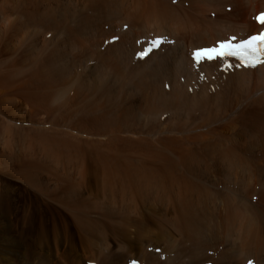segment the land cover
<instances>
[{
    "label": "bare ground",
    "instance_id": "bare-ground-1",
    "mask_svg": "<svg viewBox=\"0 0 264 264\" xmlns=\"http://www.w3.org/2000/svg\"><path fill=\"white\" fill-rule=\"evenodd\" d=\"M123 1L125 2V0ZM123 1L2 0L0 1V7L2 4L11 5L12 3H19V5L21 4L20 8H22L24 2H35L38 3V5H42L43 7V10L40 12H33L32 10L21 11L19 13L20 15H18L19 17H21V19L18 22H15L16 20H13V22L12 20L7 21L6 18L3 19L4 21L0 24L3 25V27H7V29L9 27L11 28L10 35L4 45L5 50L7 49L8 52L13 54V48L15 49V53H17L16 51H19L21 49V51H19L17 54L20 55L19 57L23 61L36 56L38 54L37 52H39L40 50L45 49L46 51H48L47 56L43 59V61H41L40 65L42 66V71L44 72L45 76H48L47 78L50 82V85L53 84L52 90H50L48 93L46 91V94L49 96V98H51L46 99L47 102L48 100H50L51 102H49L51 104H54L55 101L57 103V100H62L63 97H66V99L67 96L69 98L71 97L69 100H67V104L64 108V113H66V115L68 113L70 114L76 112L80 104L82 106L86 105V103L89 102L87 95L89 93L94 94L92 92L95 91L97 93L99 92V97L101 92L106 95V97H108V100H106L107 109L109 112L112 111L113 114L114 106H116L115 99L118 96L117 78L119 76L122 77V74L124 73H118V71L113 73L114 70L112 72V70L109 69V64L111 63L110 60L112 58L119 57L121 59L122 55H124L123 57H126V55H129L131 57L132 55L136 56L138 52L144 51L148 41L154 40L156 37L163 38L166 42L163 43L159 49L153 50L149 55H147L145 58H147L148 60H145L142 63H138L137 67H135L137 69L135 74L138 77L140 76L141 78L143 77L148 79L149 83L147 84V88H149L150 90L152 89L153 91V88L161 86L165 79H169L172 84L175 83L174 81L176 79L175 77L177 73L187 75L191 70L190 67L193 68V66H196L193 60V53L195 50L211 48L215 46L218 41H226L229 40L230 37H236L237 39L233 41V43H237L238 41H241L251 35L258 34L261 31H264V25L256 21V15L260 12H264V0H260V7L258 6L257 10L251 9L250 13L255 20H253V22H249L245 18H242V16H240V9L238 11H234L231 16H228V13H223L225 11L220 12V10H224V7L235 4H238L240 6L238 8L244 10L249 5L246 4L251 0H235L233 2H231V0H208L207 2L204 0H190L194 6L195 15L188 14L181 6L180 8L179 6L176 7L171 5L169 3L170 0H135V3L137 5H134V8L132 9L133 13L130 14L126 13L128 11L125 12L126 9L123 10L124 7L122 9L121 4ZM52 3H60L62 7L55 9L51 6ZM88 5H92L94 7L92 15L88 16L81 14V16H79V8L82 9ZM209 6L214 7L216 10H209ZM66 7L69 8V11L68 9L65 10L68 12L64 11ZM216 7H218V9ZM208 11L209 14L213 11H217L219 12V15L216 18L213 17L214 20L207 19L205 17V13H207ZM120 16L124 17L120 19ZM116 22L118 24L120 23L121 25H123L124 23H129L130 29L125 31V33L119 32L117 35L120 37V39H118L116 43H112L113 45H108L109 48L107 49L106 53L102 54L99 50L100 44L105 40H108L109 38L111 39V37H113L112 34L114 33L110 31L111 29L109 31L107 29L106 31H104L102 29V26L104 24H109L111 25V27H113L116 26ZM10 23L13 24L10 25ZM71 24L73 27H70ZM22 31H24L23 33L27 34V36H20ZM46 32H51L50 34H52L53 37L51 36L48 39V46H44L41 49L39 40H41L40 37L43 36V34ZM133 32H135L136 35ZM146 32H149L150 34H152V36L148 35L149 37L147 36L148 39H146L145 41L141 39L142 43H139L138 45H135L136 43L134 45H131L134 41V39H131V36L133 34L137 37V39H139L138 36L144 34L146 35ZM221 32H224L225 35H221ZM208 34L210 35L207 36ZM58 36H60V39H58L59 41H56L55 38ZM177 36H179L182 41V43L180 42V46L177 45L179 42L175 44L173 39ZM15 39L16 42L14 44ZM185 45L190 47V49L188 48L190 59L186 58L188 54H185V50L187 48L186 46L184 50ZM81 51L83 52V54H81ZM151 58L153 59V62H150L149 59ZM226 59L230 60L234 65L239 63V60L231 57H228ZM91 60H96V63L94 65L88 66V61ZM112 64L114 65V63ZM221 64L222 62L220 60H214L211 62L205 60L199 65V67H201L202 70L206 68L216 69L219 68ZM30 70L31 69H29V71ZM33 70L34 69H32V71ZM32 71L30 72L34 76L35 73H33ZM191 71H193V69ZM228 71L233 78H236L243 84H248L249 82L253 81L259 85L263 84L264 87V64H260L256 67H234ZM105 76H107L109 79L106 85L102 88L100 86H102V78L104 79ZM8 83L11 84V82ZM257 84H255L256 87ZM2 86H4L3 81L0 80V87ZM101 88L102 90H100ZM34 90L35 89L30 91L28 90L26 92L24 90H18L16 91V93L10 96H8L9 94L7 96L0 95L2 96L0 105L4 102L8 104H14L17 101L19 103L20 100L18 101L17 98L23 99L25 101V104L28 102L33 103L37 100L36 97L40 94L39 92L42 91H39V88H37L36 90L39 91L37 95L36 90ZM178 91L180 92V89ZM169 92H167V94ZM41 93V95H43V92ZM104 95L102 98H105ZM248 96V99L252 97L251 96L249 98ZM256 97H253L251 99H258V97ZM155 98L158 99V97ZM139 100L142 101L145 99L144 97H140L138 101ZM263 100L264 99H259L258 101L253 100V103L249 101L251 103L250 105L252 106L251 108L249 107L250 109H248L246 113L242 114L240 118L237 119L236 117L238 116H236L237 112L235 111V119L231 118L232 121H227L228 124H225V129H227L228 131L240 127V131L236 135L234 134V136H232V138H229V140H224L218 133V138H216V140H211V142L207 140V142L205 141V144L203 143L204 145L198 144L194 149L191 147V154H187L188 152L185 153L187 154V156L182 160L180 158L181 162L176 163L175 161H167L164 154L165 148H157L156 146V148H153V145L151 146L150 144V146L153 148L152 150L156 152L154 154L158 159L156 162H145L137 165L132 163L131 161L132 164L129 163L127 167H125L124 165L123 167L122 164L121 166H116L117 168L120 167V169L123 168V170H125V172L129 174V176L138 174L140 177L142 176L143 179L141 181L142 184L140 186L141 188H139L138 193L136 190L131 189L132 191L130 190L131 192L126 195V191L125 194L122 193L121 197L119 198V202L115 197L117 193L111 192V190H108V192H105L104 190L102 196L101 194H99L102 199V201L99 203V206L101 207L98 206L95 208H100L102 211H104V215H107V213H109L108 215H110V217L122 213V216H125L126 218V221L112 219L110 223H104L101 225L97 224L98 222H95L94 225H97L96 230H98V236L100 237L101 242L99 243V250H101L102 248H111L110 244H108L105 239L107 231H110V233L122 239L121 243L117 245L119 253H117V255H115L113 252L109 255L104 254V256H101L104 257V262L102 264H123L126 257H132V255H134L132 254V252L134 253L136 248V246H134V243H137V246L140 245L143 248L142 252L140 251V253L142 254L139 256V258H130V261H126V264H130L135 260H137L139 264H172L175 261H178L176 264H183L181 262V259L183 258L169 257H171L173 253L174 255L177 254L180 256L181 252H187V250V256L190 257V260L185 264H207V262H212V264H264V227H262V224L264 223V207H262L264 203V189L262 188L260 190L261 197L259 198L258 202L256 204H253L252 197L254 196L255 190L254 187L250 186L251 182H253L254 186L257 183H261L262 181H264ZM156 101H154V105L157 103ZM167 101H169V99ZM248 104L246 103L245 108ZM136 105L137 101L135 99H131L127 102L125 118L130 117L137 110ZM239 105L240 106H238V108L242 106V104ZM25 107L26 105L24 106V108ZM150 107L151 106L148 102V106L145 107L146 110H140L142 112H140V115L143 116L146 113L154 112L156 110L152 109L153 107ZM89 110H91V108ZM163 112L165 113L166 111L164 110ZM239 112L240 111H238V113ZM150 115L152 116L153 114L150 113ZM80 118L84 120V117ZM212 123L214 124V122ZM207 131H210L212 133V130ZM203 135L205 136V134ZM219 135L221 136V138H219ZM193 136L195 139H199V137L202 135L197 133ZM128 140L126 142H128ZM162 141H164L163 145H165V147L167 148V146H169L167 143L172 144V142H174L175 140L165 138ZM229 142L232 143V145L229 146ZM169 147H171V145ZM169 151H171V149ZM180 152L181 154H183L182 151ZM259 153L260 155H258ZM150 154L152 156V153ZM174 154L172 153L171 155ZM175 156L176 155H174V157ZM106 172L107 171L103 169L101 176L102 178L106 176ZM127 180L128 179H126V181ZM132 182L130 183L132 184ZM79 192L81 191L79 190ZM62 196L66 197L64 196V194ZM116 204L118 205V207ZM79 208H81L82 210V207ZM91 208L92 210L94 209L93 207L89 206V208H85L84 210L87 211ZM3 213V215H6L5 210H3ZM132 215L137 217V219L143 217L145 221L149 223L148 226H144L141 222H138L135 227H132L130 223L132 220ZM128 220H130V222ZM87 221L90 222L89 220ZM126 240L131 242L132 244V251L129 254H125L122 252L124 245L123 241ZM188 244H191V246L188 247ZM218 247L221 248V252L217 258H212L210 256L200 258L203 255L205 256L207 251L216 250ZM241 253L243 257L240 256ZM161 256L164 258H160ZM45 259L47 260L48 258Z\"/></svg>",
    "mask_w": 264,
    "mask_h": 264
},
{
    "label": "rangeland",
    "instance_id": "rangeland-1",
    "mask_svg": "<svg viewBox=\"0 0 264 264\" xmlns=\"http://www.w3.org/2000/svg\"><path fill=\"white\" fill-rule=\"evenodd\" d=\"M204 1L207 2L208 0ZM233 1L235 0H231V2ZM125 2L123 1L121 4L122 9L124 7L123 10L126 9L125 12L128 11L126 13H133L132 9L134 8V5H137L135 3L136 1L125 0ZM24 3L22 8H20L21 4L19 5V3H12L11 5L2 4L3 7L2 5L0 7V13H2L0 14V23L3 22V19L5 18L7 21H20L21 17L18 15H20L19 13L21 11L32 10L33 12H40L43 10L42 5H38V3ZM169 3L176 7L181 6L188 14L195 15L194 6L190 0H170ZM260 3V0H251L246 4L249 5L244 10H241V8H238L240 6L235 4L224 7V10H220V12L225 11L223 13H228V16H231L234 11H238L240 9V16L249 22H253L254 19L250 13L251 9L257 10L258 6L260 7ZM51 6L55 9L62 7L60 3H52ZM85 7L82 8L83 10L79 8V16H81V14L88 16L92 15L94 7L92 5ZM208 8L209 10L215 9L212 6H209ZM216 8L218 9V7ZM67 9L69 11V8L67 7L64 9V11ZM217 11H213L210 14L208 11L205 13V17L207 19L214 20V18L219 15V12ZM123 17L124 16H120L119 18L122 19ZM12 24L13 23H10V25ZM115 24L116 26L113 27H111L109 24H104L102 26L104 31H106V29L108 31L111 29L110 31L114 32L112 34L113 37H111V39L109 38L110 40L108 39L109 41L105 40L107 42L104 41L100 44L99 50L102 54L106 53L107 49L109 48L108 45H113L118 41V39H120V37L117 35L119 32L125 33V31L130 29L129 23H124L121 25L120 23L118 24L116 22ZM71 26L72 24L70 27ZM10 29V27L7 29V27H3V25L0 24V80L3 81L4 85L0 87V95L7 96L9 94L8 96H10L16 93L18 90H24L26 92L28 90H36L37 88H39V91L42 90L41 92H43V95H41V92L36 90L37 95L38 92L40 94L36 97L37 100L33 102L34 104L31 102L25 104L23 99L17 98L18 101L20 100L19 103L17 101L14 104H8L4 102L0 105V264H102L104 262V257L101 256H104V254L109 255L113 252L115 255H117V253H119L117 245L121 243L122 239L110 233V231H107L105 239L108 244H110L111 248H102L99 250V243L101 242L100 237L98 236V230H96L97 225L94 224L95 222H98L97 224L100 225L104 223L108 224L112 219L126 221V218L125 216H122V213L111 217L108 215L109 213L104 215V211L95 207H98L99 203L102 201L101 196L104 190L105 192H108V190H111V192H116V195L114 193L113 194L117 198L116 200L119 202V198L121 197L122 193L125 194L126 191V195L132 190H136L138 193L139 188H141V181L143 179V177H140L138 174L129 176V174H127L123 168L120 169V167H117L121 166V164L122 166L124 165L127 167L129 163L138 165L145 162H156L158 160L154 155L156 152L152 150L156 147L165 148L164 154L167 161L170 160L178 163L181 162L180 158L182 160L187 156V154H191V147L194 149L198 144L204 145L205 141L207 142V140L210 142L211 140H216V138H218V133L224 140H229V138H232L234 134L236 135L240 131V127L231 131L225 129L228 122H230V120L232 121L231 118L235 119V117L238 116L236 118L239 119L242 114L246 113L248 109L251 108L252 105L250 104L253 103V100L258 101L259 99H264L263 84H261V86L253 81L249 82L248 84H243L236 78H233L228 70H223L222 64L216 69L206 68L202 70L201 67H190V69H193L194 72L190 70L187 75L181 73L176 74V79L174 82L177 85L175 83L172 84L169 79H165L161 86L154 87V90L152 91V89L150 90L147 88V84L149 83L148 79L143 77L141 78L140 76L138 77L135 74L137 70L135 67H137L138 63H142L148 59H139L137 58V54L136 56L132 55V57L129 55L123 57L124 55H122L121 59L119 57L112 58L110 60L111 63L109 64V69H111L112 72L114 70L113 73L118 71V73L121 72L125 74H122L123 78L120 76L117 78L118 96L115 99L116 106H114L113 109L114 113L112 114V111L109 112L107 109L106 100H108V97H106V95H104L102 92L99 97V92L97 93L95 91L92 92L94 94L89 93L87 95L89 102H87L86 105H83L85 108L80 104L76 111L77 113H70L72 115L68 113L66 115V113H64V108L67 104V100H69L71 97L69 98L67 96V99L66 97H63L62 100H57V103L55 101L54 104H51L50 100L47 102L46 99L49 98V96L46 94V91L48 93L50 90H52L53 84L50 85V82L47 78L48 76H45L44 72L42 71V66L40 65L41 61H43V59L47 56L48 51L45 49L40 50L37 52L38 54L36 56L23 61L19 57L20 55L17 54L19 51H21V49L15 53V49H12L11 46V49L14 51L13 54L8 52L7 49L5 50L4 45L10 35ZM23 32L24 31H22L20 36H27V34ZM135 32L133 33L136 35ZM50 33L51 32H46L40 37L41 40H39V45L41 46V49L44 46H48L47 41L52 36ZM150 33L146 32V35L144 34L146 37L144 35H139L138 37L140 40L137 39V37L133 34L131 39H134V41L131 45H134L135 43V45H138L137 41H141V39L145 41L148 39V35L152 36ZM209 35L210 34L207 36ZM221 35H225V33L221 32ZM59 37L60 36L55 38L56 41H59ZM113 38L116 39L114 40ZM173 39L175 44L179 42L177 45H181L182 41L179 36ZM15 42L16 39L14 44ZM186 46L187 45L184 46V50ZM188 48L190 49V47L187 46L185 50L186 55L189 51ZM81 54H83V52ZM186 58L190 59L189 54L186 56ZM149 60L150 62H153L152 58ZM95 63L96 60H91L88 61L87 65L91 66ZM112 63H114V65ZM29 69H31L30 71L34 69L32 72L35 73L36 77L35 75L33 76ZM209 69L212 70L210 71ZM108 79L109 78L107 76H105L104 79L102 78V86L100 87L103 88L108 82ZM8 82H11V84ZM254 83L257 84L258 88ZM166 85H168V87H166ZM184 87L187 88L185 89ZM102 88L100 90H102ZM179 89L180 92L178 91ZM167 92L169 93L167 94ZM249 92L251 94L253 93L254 95H251ZM103 95L106 99L102 98ZM2 96H0V100L2 99ZM247 96L249 98L251 96V98H255L257 96L258 99L250 98V100L247 98ZM140 97H144L145 100L138 101ZM155 97H158V99ZM131 99H135L137 101V110L130 117L125 118L127 102ZM168 99L169 101H167ZM154 101L157 102H155V105ZM249 101H251V103ZM148 102L151 106L150 108L153 107L152 109L156 110L141 116L140 112L142 110H146L145 107L148 106ZM246 103H249L247 105L248 108L246 107L247 109L245 108ZM239 104H242V106L238 108V106H240ZM25 105L26 107L24 108ZM90 108L91 110H89ZM164 110L166 111L165 113L163 112ZM238 111L240 112L238 113ZM150 113L153 115L151 116ZM235 113L236 116H234ZM80 117H84V120H82ZM212 122H214V124ZM192 125L195 126L193 127ZM215 129L218 132H216ZM207 130H212V133ZM197 133L202 135L199 137V139H195L193 136ZM207 133L210 134L208 135ZM203 134H205V136ZM220 135L219 138H221ZM189 137L191 138V141ZM208 137L213 138L211 139ZM165 138L175 140L172 142V144L166 142L169 146L171 145L172 148L169 146L166 148L165 145H163L164 141L162 140ZM128 139L132 141H129ZM127 140L128 142H126ZM150 144L151 146L153 145V148L150 146ZM228 145L230 146L232 143L229 142ZM170 149L172 152L169 151ZM180 151H182L183 154H181ZM150 153H152V156ZM172 153H175L174 155H176L178 158L176 156L174 157V155H171ZM258 155H260V153ZM103 169L107 171V174L102 178L101 176ZM126 179L128 180L126 181ZM130 182H132V184ZM250 186L254 187L255 191L254 196L252 197V203L256 204L261 197L260 190L262 188L264 189V181L257 183L254 186L253 182H251ZM79 190L81 192H79ZM63 194L66 197H63ZM99 194H101V196ZM89 206L93 207L94 209L92 210L91 208L87 211L84 210L85 208H89ZM79 207H82V210ZM262 207H264V203ZM3 210H5L6 215H3ZM131 218V222L130 220L128 221L131 223L132 227H135L138 222H141L144 226H148L149 224L143 217L137 219V217L132 215ZM262 227H264V223L262 224ZM123 242L124 245L122 244V252L129 254L132 251V244L127 240ZM134 246H136L134 253L132 252L134 255H132V257H126L123 264H126V261H128L130 258H139V256L142 254L140 251L142 252L143 248L140 245H138V247L137 243H134ZM187 246L190 247L191 244H188ZM187 252H181L180 256L177 254L174 255L173 253L169 258L181 257L183 258L181 259V262L185 264L190 260V257L187 256ZM220 252L221 248L218 247L216 250L207 251L205 256L203 255L200 258H204L206 256L217 258ZM240 256L243 257L242 253ZM45 258H48L49 260H46ZM160 258L164 257L161 256ZM134 262L139 264L137 260ZM177 262L178 261H175L172 264H176ZM207 264H212V262H207Z\"/></svg>",
    "mask_w": 264,
    "mask_h": 264
},
{
    "label": "snow or ice",
    "instance_id": "snow-or-ice-1",
    "mask_svg": "<svg viewBox=\"0 0 264 264\" xmlns=\"http://www.w3.org/2000/svg\"><path fill=\"white\" fill-rule=\"evenodd\" d=\"M256 19L258 23L264 25V13L259 14ZM113 39L115 40L116 38ZM236 39V37H230L229 40L218 41L211 48L195 50L193 53L195 65L199 67L205 60L209 62L220 60L223 64V70L227 71L234 67H256L259 64H264V31L254 34L245 40L233 43ZM165 42L163 38L148 41L144 51L137 53V58H145L153 50L159 49ZM139 43H142V41H138ZM228 57L237 58L239 63L232 64L230 60L226 59ZM132 264H136V262H132Z\"/></svg>",
    "mask_w": 264,
    "mask_h": 264
}]
</instances>
